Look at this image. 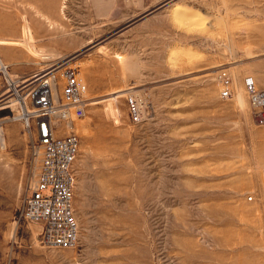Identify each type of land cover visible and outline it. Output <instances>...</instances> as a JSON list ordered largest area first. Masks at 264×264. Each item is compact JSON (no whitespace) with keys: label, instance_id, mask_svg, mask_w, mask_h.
Returning <instances> with one entry per match:
<instances>
[{"label":"rangeland","instance_id":"1","mask_svg":"<svg viewBox=\"0 0 264 264\" xmlns=\"http://www.w3.org/2000/svg\"><path fill=\"white\" fill-rule=\"evenodd\" d=\"M26 21L34 41L0 45L12 76L65 62L88 85L72 127L80 237L45 246L21 214L36 164L14 102L0 110V264H264V124L244 85L264 87V0H0V38L26 40Z\"/></svg>","mask_w":264,"mask_h":264},{"label":"built area","instance_id":"2","mask_svg":"<svg viewBox=\"0 0 264 264\" xmlns=\"http://www.w3.org/2000/svg\"><path fill=\"white\" fill-rule=\"evenodd\" d=\"M9 64L0 55V76L5 87L1 106H15L23 117L32 139L31 156L36 173L23 196L22 216L41 226L40 241L56 248H73L80 237V225L75 211L77 184L76 162L81 138L68 123L86 114L90 103L89 89L79 69L65 62H54L28 76H11ZM216 80L222 98L234 95L233 77L219 72ZM244 85L257 123L264 124V87L255 76L246 75ZM132 118L139 122L145 116L141 100L135 94L127 96ZM62 131V132H61Z\"/></svg>","mask_w":264,"mask_h":264},{"label":"bare ground","instance_id":"3","mask_svg":"<svg viewBox=\"0 0 264 264\" xmlns=\"http://www.w3.org/2000/svg\"><path fill=\"white\" fill-rule=\"evenodd\" d=\"M6 26L7 27H9V25L8 24H6ZM24 32H25V35H26V40H18V39H7V38H0V45H11V44H23L24 43V41H27V42H32V41H34V39H32L33 37H32V30H31V26H30V24H29V21H26V23H25V26H24ZM32 40V41H31ZM91 42H93L92 40H89L88 41V44H90ZM87 45V44H86ZM85 45V46H86ZM95 45V44H94ZM90 48V47H89ZM47 57H50L48 54L46 55H43V58H47ZM42 58V59H43ZM12 76V75H11ZM239 90V95H240V97L239 98H241V95H242V93H241V91H240V89H238ZM13 100H15V99H12L11 101H13ZM15 101H13L10 105H5V106H0V110H8L9 108H11V106H13V103H14ZM6 112V111H5ZM8 117L9 118H12V119H22V117H23V115H22V113L21 112H18V114H15L14 115V113L13 114H10V115H8ZM3 118H5V116L3 115ZM75 126V125H74ZM67 127H70V128H72L73 127V123H68V125H67ZM0 128H1V126H0ZM30 132V131H29ZM0 142H1V144L4 146V144H5V139H4V134H2L1 132H0Z\"/></svg>","mask_w":264,"mask_h":264}]
</instances>
